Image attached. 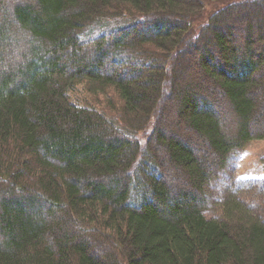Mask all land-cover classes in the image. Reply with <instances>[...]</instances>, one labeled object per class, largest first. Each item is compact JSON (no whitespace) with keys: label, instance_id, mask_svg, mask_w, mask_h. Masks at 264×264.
I'll return each mask as SVG.
<instances>
[{"label":"trees","instance_id":"1","mask_svg":"<svg viewBox=\"0 0 264 264\" xmlns=\"http://www.w3.org/2000/svg\"><path fill=\"white\" fill-rule=\"evenodd\" d=\"M209 1L0 0V264H264V224L204 192L264 140V0L193 31Z\"/></svg>","mask_w":264,"mask_h":264},{"label":"rangeland","instance_id":"2","mask_svg":"<svg viewBox=\"0 0 264 264\" xmlns=\"http://www.w3.org/2000/svg\"><path fill=\"white\" fill-rule=\"evenodd\" d=\"M243 0H211L207 2L205 6L204 12V20L198 22L194 25L193 31L197 28L198 24L205 22L209 15L218 11L221 8H224L232 3L239 2ZM86 83H82L80 86V90L84 91L85 94L82 96H91L89 92H86L85 88ZM98 101L100 105H104V108L108 106L107 97L115 95L112 91H110L106 95L99 94ZM165 95V94H164ZM218 96L224 108L221 110V115L225 117V132L233 131L234 134L237 133V124L234 121V118L231 113L227 112L229 110L228 105H226L223 96L218 92ZM258 97L261 99V108L262 110L259 113L262 115L261 121L259 125H253V132L264 133V95L259 94ZM112 105L115 108H119L122 104L119 100L113 99L111 101ZM223 106H221L222 108ZM173 112H168L164 114V118H167V121L173 125V129L175 133L172 134L178 135L181 134L185 140H189L191 144L195 145L197 141L196 138H193V133L190 129L184 125L180 124L177 118L176 109ZM172 121V122H171ZM180 124V125H179ZM168 130V129H167ZM169 131V130H168ZM167 131V132H168ZM169 133V132H168ZM199 148V155H205V149L201 141H197ZM197 147V146H196ZM164 148L160 151L161 156L163 157L165 154L163 153ZM211 159H214L211 156ZM176 171V170H175ZM174 169L168 170L166 172L168 176V181L171 185H174L175 188L180 187L179 182H177L175 177H181L183 180H180L181 183H185V187L189 189V183L187 184L186 177L175 172ZM187 184V185H186ZM184 186V185H183ZM191 190V189H189ZM205 195L209 200V209L206 212V215L214 219L219 213H223L226 209L224 208L227 202L233 204L234 202L241 206L242 211H244V217L247 219H253L255 221H259L264 224V212L261 208V202L264 201V140H255L249 143L244 149L236 150L230 156L226 167L219 173V178L213 184L208 185L204 189ZM230 204V205H231ZM228 206V205H227ZM246 213V214H245Z\"/></svg>","mask_w":264,"mask_h":264}]
</instances>
